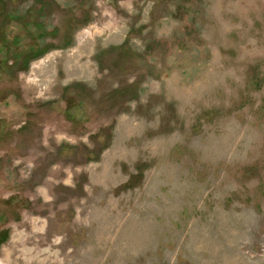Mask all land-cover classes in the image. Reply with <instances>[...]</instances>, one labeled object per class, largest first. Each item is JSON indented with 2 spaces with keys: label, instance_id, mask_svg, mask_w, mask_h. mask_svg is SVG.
Listing matches in <instances>:
<instances>
[{
  "label": "rangeland",
  "instance_id": "374dc122",
  "mask_svg": "<svg viewBox=\"0 0 264 264\" xmlns=\"http://www.w3.org/2000/svg\"><path fill=\"white\" fill-rule=\"evenodd\" d=\"M0 264H264V0H0Z\"/></svg>",
  "mask_w": 264,
  "mask_h": 264
}]
</instances>
